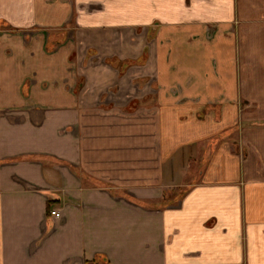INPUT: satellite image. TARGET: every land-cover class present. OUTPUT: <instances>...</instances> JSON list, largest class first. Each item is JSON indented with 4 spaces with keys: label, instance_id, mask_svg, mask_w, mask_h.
I'll use <instances>...</instances> for the list:
<instances>
[{
    "label": "crops",
    "instance_id": "obj_1",
    "mask_svg": "<svg viewBox=\"0 0 264 264\" xmlns=\"http://www.w3.org/2000/svg\"><path fill=\"white\" fill-rule=\"evenodd\" d=\"M0 264H264V0H0Z\"/></svg>",
    "mask_w": 264,
    "mask_h": 264
},
{
    "label": "built area",
    "instance_id": "obj_2",
    "mask_svg": "<svg viewBox=\"0 0 264 264\" xmlns=\"http://www.w3.org/2000/svg\"><path fill=\"white\" fill-rule=\"evenodd\" d=\"M50 215L55 217V218H59V217H61V212H59L58 210L53 209V210L50 211Z\"/></svg>",
    "mask_w": 264,
    "mask_h": 264
},
{
    "label": "rangeland",
    "instance_id": "obj_3",
    "mask_svg": "<svg viewBox=\"0 0 264 264\" xmlns=\"http://www.w3.org/2000/svg\"><path fill=\"white\" fill-rule=\"evenodd\" d=\"M181 189H182V190H180V191H177V192L175 191V192H174L175 194L171 195V197H174V196L176 197V196L179 195V193H181V192L184 191L183 188H181Z\"/></svg>",
    "mask_w": 264,
    "mask_h": 264
}]
</instances>
